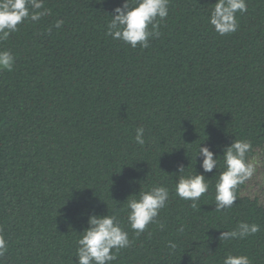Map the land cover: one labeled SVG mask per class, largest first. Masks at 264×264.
<instances>
[{"label":"trees","instance_id":"16d2710c","mask_svg":"<svg viewBox=\"0 0 264 264\" xmlns=\"http://www.w3.org/2000/svg\"><path fill=\"white\" fill-rule=\"evenodd\" d=\"M215 2L168 0L147 48L106 35L123 0H43L48 15L0 41L15 57L0 70V264H75L93 213L115 214L128 232L111 264H223L228 254L264 264V194L248 193V180L231 208L215 209L223 149L247 140L249 161L264 155V0H246L226 35L209 22ZM200 144L218 164L193 208L175 185L181 165L202 172ZM160 185L159 223L136 235L126 199ZM241 221L259 231L219 239Z\"/></svg>","mask_w":264,"mask_h":264},{"label":"clouds","instance_id":"9594fccd","mask_svg":"<svg viewBox=\"0 0 264 264\" xmlns=\"http://www.w3.org/2000/svg\"><path fill=\"white\" fill-rule=\"evenodd\" d=\"M247 11L246 0H216L211 11L209 22L220 35L233 33L237 30V12ZM44 9L43 0H0V41L7 40L11 33L18 30V25L30 19L35 22L42 16L48 15ZM168 15V0H123L111 14L107 25L106 35L119 39L133 48L138 44L142 48L149 46V38L158 36L157 18L163 20ZM63 20H57L55 27L60 28ZM151 26V27H150ZM15 57L8 50H0V70H13ZM145 129L136 128L135 142L143 146L146 143ZM252 145L247 140H234L223 149L224 170L219 173L215 183V209L223 211L231 208L237 201V189L250 180L256 172V162L249 161L247 154ZM201 158L202 172L183 175V165L178 168V179L175 193L182 200L196 202L208 192L209 183L205 173L213 172L217 168V155L207 146H198L197 157ZM169 189L163 185L152 186L147 190L129 195L126 199L128 210L127 220L130 228L139 235L149 224L159 223V212L166 206ZM131 197V198H129ZM88 226L79 234L77 240L75 264H111L116 253L130 246L128 232L117 220L115 214H90L87 218ZM163 227V224H160ZM182 231V228L180 229ZM259 231V225L241 221L235 229L222 231L220 240L243 239ZM169 248L174 252L177 245L169 242ZM7 251V243L0 237V257ZM223 264H251L246 255L228 254Z\"/></svg>","mask_w":264,"mask_h":264},{"label":"rangeland","instance_id":"374dc122","mask_svg":"<svg viewBox=\"0 0 264 264\" xmlns=\"http://www.w3.org/2000/svg\"><path fill=\"white\" fill-rule=\"evenodd\" d=\"M252 161L256 162V172L249 180L246 191L251 195L263 196L264 194V155L257 153Z\"/></svg>","mask_w":264,"mask_h":264}]
</instances>
